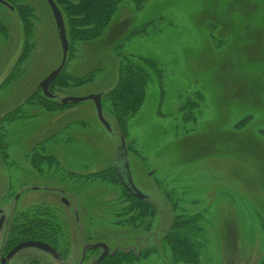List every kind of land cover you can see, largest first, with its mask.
<instances>
[{
  "label": "rangeland",
  "instance_id": "obj_1",
  "mask_svg": "<svg viewBox=\"0 0 264 264\" xmlns=\"http://www.w3.org/2000/svg\"><path fill=\"white\" fill-rule=\"evenodd\" d=\"M11 1L15 11L0 3V86L18 61L20 73L0 87V181L15 184L10 197L26 183L19 208L49 211L61 225L58 240L109 244L110 256L124 254L116 264H264V0H121L104 36L68 54L63 72L87 81L57 85L53 102L39 89L63 59L51 9L47 0ZM23 5L34 11L25 62ZM145 25L146 35L128 40ZM134 57L155 60L162 73L120 126L105 95L122 59ZM99 94L111 130L93 101L62 107L66 97ZM19 106L25 118L11 119ZM123 142L133 184L151 203L145 218L136 206L147 204L130 199L113 172ZM180 218L193 223L178 230ZM184 230L197 262L178 261L170 248ZM102 252L90 261L100 263Z\"/></svg>",
  "mask_w": 264,
  "mask_h": 264
},
{
  "label": "trees",
  "instance_id": "obj_2",
  "mask_svg": "<svg viewBox=\"0 0 264 264\" xmlns=\"http://www.w3.org/2000/svg\"><path fill=\"white\" fill-rule=\"evenodd\" d=\"M10 5L13 6L11 0H5ZM58 7L60 8L64 20H66V30L67 37L69 40V53L72 51V47L74 48L75 44L79 43H92L104 36L108 28L110 27L114 16L118 11L119 4L121 0H54ZM15 11V9H14ZM20 21L24 34V51L21 54V62H25L28 57V53L31 52L33 48V39H34V26L32 23L34 11L33 8L29 5L22 6L19 11ZM149 25H145L143 27H139L134 29L131 32L128 40L138 36V35H146L149 32ZM6 32L3 25L0 23V34L3 35ZM19 61L12 68V72L16 73V65H18ZM65 70V69H64ZM63 70V71H64ZM61 72V74L57 77V79L51 84L50 92L53 94L54 87L68 88L79 86L85 83L88 77L85 78H76L68 75L65 72ZM161 68L159 64L150 58L143 57H134V58H123L119 65V75L118 80L115 86L106 93L105 97L111 101L114 114L116 116V120L120 126L123 125L124 120L127 116L133 115V113L137 112L142 106L147 87L152 80V75L156 74L158 77L161 76ZM20 73V71H18ZM7 76L4 80L1 87H4L8 84L10 77L13 75ZM94 74L91 73L89 77H93ZM43 93V92H42ZM59 93V92H57ZM55 95V94H53ZM44 96V94H43ZM45 97V96H44ZM36 98V93L31 95L25 103H33V99ZM47 98V97H45ZM47 98V102H53L52 100ZM63 105V104H62ZM69 105V104H68ZM23 107V105H21ZM20 106V107H21ZM20 107H16L10 112L9 117L11 119H16L18 112L22 111L21 118H25V111L20 109ZM67 107L66 106H62ZM14 114V115H13ZM7 116V115H5ZM8 117V116H7ZM5 117V118H7ZM8 117V118H9ZM1 119V121L5 120ZM264 135V131L262 132ZM4 145V143H3ZM2 146V145H0ZM1 148V147H0ZM47 159H50L47 157ZM53 161H55L54 157H51ZM36 160V158H35ZM33 160V162L35 161ZM117 179V178H116ZM124 192L128 194L125 190ZM128 197L132 200L140 202L141 204H147L145 208H142L141 205H137L136 209L138 210V217L145 218L146 215H150L151 213L148 211L151 207V203H148L146 200H138L133 196L128 194ZM193 220H175L174 225L178 230L182 228H186V226H191ZM184 226V227H183ZM175 233L169 239L170 248L173 251L174 256H176L178 261H183L186 263L197 262L198 259V249L197 246L190 240V238L186 235L187 231L184 230L182 233ZM119 255V256H118ZM124 254H116L113 256V264H116L119 261L118 257H121ZM118 258V259H117Z\"/></svg>",
  "mask_w": 264,
  "mask_h": 264
},
{
  "label": "flooded vegetation",
  "instance_id": "obj_3",
  "mask_svg": "<svg viewBox=\"0 0 264 264\" xmlns=\"http://www.w3.org/2000/svg\"><path fill=\"white\" fill-rule=\"evenodd\" d=\"M3 82L1 83V86ZM123 156V162L122 160L119 162L117 161L115 166H113V172L121 187L132 196L128 191L130 185L128 184V172L126 169L127 160L124 152ZM67 173H69L70 178L76 174L72 173V171ZM15 182L18 188L21 184L20 179L18 180L17 178ZM122 184H124L126 188L123 187ZM26 186V183H24V185L19 188L20 192L21 190L22 192H18L13 197H10V194L14 191L15 187L13 181L8 180L5 186H2V182L0 183V236L2 233H6L5 245L0 251V264H11L12 260L20 255L21 258L17 260L15 264H104L108 260L114 262L112 259L117 253L112 252L110 256L108 248L109 244H105L104 242L90 245L88 243H80L79 238L77 239L79 242H73L71 236L68 238L62 237L61 240H58L57 235L59 234L58 230H60L61 225L59 221H56L54 216L50 215L49 211L28 213L25 210L20 209L19 206L22 202L21 198L26 190ZM54 188L55 189H52V191H56L57 193H60V195H63L60 198L61 203L67 207H71V203L66 200L67 197L64 196V194L67 193L66 190L59 187ZM6 202L9 207L6 206V208H4ZM40 206L44 205H39L38 207L40 208ZM42 213L44 215H42ZM45 218L47 219L44 220ZM75 219L79 222L77 212ZM14 242L16 243L9 248ZM26 242H37L48 246L49 249L29 247L17 252L11 258H8L13 249ZM100 250L103 251L100 258L103 254H106V257L102 261L100 260V263L96 261L97 259L90 261V259L94 258V255ZM77 253L80 255V258H74Z\"/></svg>",
  "mask_w": 264,
  "mask_h": 264
},
{
  "label": "water",
  "instance_id": "obj_4",
  "mask_svg": "<svg viewBox=\"0 0 264 264\" xmlns=\"http://www.w3.org/2000/svg\"><path fill=\"white\" fill-rule=\"evenodd\" d=\"M0 3L3 4L4 6L8 7L11 11H14V9H15L12 5H10L5 0H0ZM47 3L51 9L53 18L55 20L56 29H57L59 40H60L61 47H62L63 59H62L60 66H58L54 71H52L41 82L39 89L43 92L45 97H47L49 99H54L55 96L50 92L49 89H50L51 84L57 79V77L61 74V72L64 70V68L66 66L70 45H69V40L67 37L65 20H64V17H63V14H62L60 8L58 7V5L56 4V2L54 0H47ZM86 101H93L95 103L96 110H97L98 117H99L100 121L104 124V126L108 130H111L110 124L105 120V118L103 116L102 95H100V94L99 95H91L88 97H80V98L66 97V98L61 100V103L63 105H67L70 103L71 104H79V103L86 102ZM126 147H127L126 144L123 142L121 148H122V152L125 153L126 160H127L126 169L128 172V175H127L128 176V184L130 185V188H128V191L134 198H136L138 200H146L148 198L136 189V187L134 186L133 181L131 179L130 169H129V164H128V151H127ZM124 187H125V185H124ZM29 247H38L40 249H46V248L49 249L48 246L42 245V244L37 243V242H26V243H23V244L17 246L15 249H13L10 252L8 258H11L17 252H19L25 248H29ZM105 257H106V254H103V256L100 258V260L102 261Z\"/></svg>",
  "mask_w": 264,
  "mask_h": 264
}]
</instances>
